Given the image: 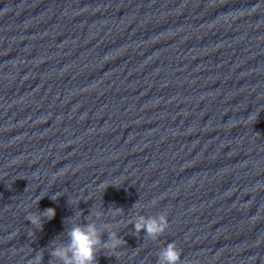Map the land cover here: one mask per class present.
I'll return each instance as SVG.
<instances>
[{
    "label": "clouds",
    "instance_id": "obj_1",
    "mask_svg": "<svg viewBox=\"0 0 264 264\" xmlns=\"http://www.w3.org/2000/svg\"><path fill=\"white\" fill-rule=\"evenodd\" d=\"M249 117H251V115ZM41 198L42 197H38L35 203L38 204ZM57 198V195L52 197L53 200ZM156 203V200L152 201L153 205ZM78 205L79 203H77V206ZM108 211L113 216H118L123 212V209L115 208L114 210L109 209ZM55 214L54 208H47L40 214L28 212L26 219L30 221L35 228L39 229L43 226L42 219L51 220L55 217ZM90 215H92V213H90ZM94 215L99 217L102 213L97 211ZM168 227V216L164 212L150 217L140 215L134 221L136 234L143 231L146 237L153 241L158 240L166 232ZM109 228V225H105L102 229L95 223H73L67 232L68 243L56 246L55 242H53L50 257L60 261V264H98L97 256L101 252L105 253V250H110L111 256L116 257L118 254L117 250L123 247L125 242L117 235L116 231H111ZM105 233H107V241L102 239ZM29 264H43V254L38 252L35 257L29 261ZM157 264H184L182 260V250L177 247L174 241L167 243V245L158 252Z\"/></svg>",
    "mask_w": 264,
    "mask_h": 264
}]
</instances>
